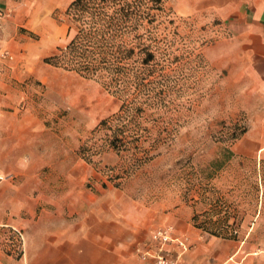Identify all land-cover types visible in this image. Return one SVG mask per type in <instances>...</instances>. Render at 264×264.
Here are the masks:
<instances>
[{
	"label": "crops",
	"instance_id": "obj_1",
	"mask_svg": "<svg viewBox=\"0 0 264 264\" xmlns=\"http://www.w3.org/2000/svg\"><path fill=\"white\" fill-rule=\"evenodd\" d=\"M70 1L0 0V264H153L151 237L165 227L186 239L184 248L165 245L169 264H264V239L212 236L193 225L191 206L141 200L78 156L74 132L54 130L53 108L44 113L39 102L53 68L39 62L47 48L26 30ZM212 8L229 33L218 65L242 80L244 146L264 161V0H212ZM115 164L111 152L101 158ZM9 229L22 233L19 256L2 244Z\"/></svg>",
	"mask_w": 264,
	"mask_h": 264
},
{
	"label": "rangeland",
	"instance_id": "obj_2",
	"mask_svg": "<svg viewBox=\"0 0 264 264\" xmlns=\"http://www.w3.org/2000/svg\"><path fill=\"white\" fill-rule=\"evenodd\" d=\"M72 1L57 8L51 20H36L31 27L34 32L26 30L47 48L39 59L44 66L49 65L43 60L68 42L65 11ZM165 2L174 21L169 25L175 32L172 38L190 55L183 69L196 79L195 86L187 87L177 102L184 107L167 113V121L173 120V136L152 160L137 169L126 171L128 161L106 148L93 161L108 177L119 176L116 180L145 202L164 201L174 208L189 205L193 215H199L200 221L210 220L211 225L219 216L227 217L229 225L236 221L237 239L250 231L258 239H264V163L258 155H248L249 150L244 146L250 116L244 110L242 92L237 91L242 87L239 85L242 80L229 77L228 69L218 65L227 58L224 52L228 30L223 20L215 16L212 0ZM198 53L204 59L202 64L193 61V55ZM49 67L53 68L52 72H43L44 83L40 89L43 112L52 107L54 130L74 132L79 146L99 149L105 132L93 135V131L102 120L118 112L120 102L93 80ZM189 100H194L191 107ZM252 118L259 123L258 115ZM226 148L234 156L220 170H214L212 162L221 159ZM109 152L116 155V164L103 167L101 158ZM215 206L217 210L208 214Z\"/></svg>",
	"mask_w": 264,
	"mask_h": 264
},
{
	"label": "trees",
	"instance_id": "obj_3",
	"mask_svg": "<svg viewBox=\"0 0 264 264\" xmlns=\"http://www.w3.org/2000/svg\"><path fill=\"white\" fill-rule=\"evenodd\" d=\"M65 16L68 42L43 62L99 83L120 102L118 112L93 131L105 132L99 149L80 145L77 154L102 171L93 157L106 148L128 161L126 171L137 169L171 139L175 128L167 113L183 108L178 100L196 84L195 76L183 69L190 55L172 38L175 32L169 25L174 21L166 2L73 0ZM193 61L202 64L204 59L198 53ZM193 102L188 101L189 107ZM233 156L226 148L222 158L212 162L213 169L220 170ZM108 178L115 181L119 176ZM213 208L208 214L217 210ZM227 219L219 216L211 225L195 214L192 223L212 236L237 240L238 224L229 225Z\"/></svg>",
	"mask_w": 264,
	"mask_h": 264
},
{
	"label": "built area",
	"instance_id": "obj_4",
	"mask_svg": "<svg viewBox=\"0 0 264 264\" xmlns=\"http://www.w3.org/2000/svg\"><path fill=\"white\" fill-rule=\"evenodd\" d=\"M6 177L0 175V180ZM152 243L158 247L157 255L154 256L153 264H169V260L164 253L165 245L171 242H177L178 246L186 247V239L184 237H174V229L172 227L159 228L155 230L151 237ZM2 244L6 250L14 256H19L22 251V233L17 229H9L4 233Z\"/></svg>",
	"mask_w": 264,
	"mask_h": 264
},
{
	"label": "bare ground",
	"instance_id": "obj_5",
	"mask_svg": "<svg viewBox=\"0 0 264 264\" xmlns=\"http://www.w3.org/2000/svg\"><path fill=\"white\" fill-rule=\"evenodd\" d=\"M92 102V101H91Z\"/></svg>",
	"mask_w": 264,
	"mask_h": 264
}]
</instances>
